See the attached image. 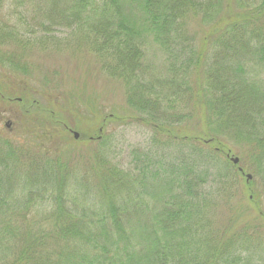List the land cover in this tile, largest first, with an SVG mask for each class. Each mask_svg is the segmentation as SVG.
Masks as SVG:
<instances>
[{
	"label": "trees",
	"instance_id": "1",
	"mask_svg": "<svg viewBox=\"0 0 264 264\" xmlns=\"http://www.w3.org/2000/svg\"><path fill=\"white\" fill-rule=\"evenodd\" d=\"M13 2L33 14L22 21L54 15L62 27L76 24V44L89 45L102 70L124 86L127 113L103 117L97 141L108 123H137L166 139L158 149L169 156L154 163L150 138L122 169L102 151L73 162L59 140L26 149L24 136L18 146L0 133V264H249L235 251L244 241L230 229H205L212 212L205 188L207 169L227 150L220 134L247 147L250 167L263 165L264 0ZM10 40L18 48L0 50V74H27L22 45L35 43ZM151 52L163 54L166 74H155ZM11 93L0 94V103L14 100ZM18 97V121L71 131L74 118L41 105L42 94L24 86ZM182 121L185 132L176 126ZM240 163L231 165L239 176Z\"/></svg>",
	"mask_w": 264,
	"mask_h": 264
},
{
	"label": "rangeland",
	"instance_id": "2",
	"mask_svg": "<svg viewBox=\"0 0 264 264\" xmlns=\"http://www.w3.org/2000/svg\"><path fill=\"white\" fill-rule=\"evenodd\" d=\"M62 8L70 10L68 4ZM23 15L29 18L33 16L30 10H24L13 0H0V36L12 34L11 38L16 40L19 38L26 42L30 39L35 43L32 47L28 44L22 45L25 50V61L22 65L27 68V74H0L1 96L5 91L15 95L14 100L0 103V133L11 137L18 146L20 144L17 139L20 135L24 136L23 144L26 143V149L31 148L28 145L50 148L53 146V140H59L62 151L67 154L70 152L73 162H82L88 159L92 152L102 151L104 155L109 156L110 161L122 169L132 164L135 152L147 150L150 138L151 160L154 163L160 162L164 155H168L167 150L163 155L158 149L166 139L162 135L155 136L154 130L137 123H108L102 132L101 141H97L103 117L112 113L120 116L127 113L124 86L102 70L101 61L90 50L89 45L85 48L83 41L76 44L81 35L76 24H64L62 27L63 25L53 22L56 19L54 15L47 16L45 20L38 18V21H22L19 16ZM45 23L48 24L47 29ZM10 39L0 37V50L14 51L18 48ZM42 40L48 41L47 45L40 46L39 41ZM151 60L157 76L166 74L162 69V53L151 52ZM24 86L32 92L42 94V97H39L41 105L51 106L57 116L74 118L69 122L71 131L65 132L59 127H42L29 120L27 122V119L18 121L22 113V108L17 104L21 101L18 96ZM8 122L9 128L6 126ZM187 125V121L176 124L177 128L182 127L183 131L187 129ZM74 133L79 134L77 140ZM177 133L182 136L181 131ZM224 134L219 137L226 141L224 145L227 150L217 154L212 166L207 169L209 177L205 191L209 196L208 210L212 212L210 219L205 221V229L214 227L215 233V226L222 232L230 229L235 234L234 239L244 241L242 246L239 243L235 247L243 261L249 264H264V228L260 232L248 226L262 223L264 226V220L258 218V211L257 215L253 213L255 208L264 212V161L260 169L250 167L251 155L247 147L242 148L245 147L243 144L235 143L230 135ZM154 136L156 139L153 142ZM88 140H95L89 144L92 147L86 145L85 141ZM181 149L183 154L188 151L185 146ZM243 149L248 151V154ZM226 154L230 158L242 159L241 169H245L241 176L237 175L231 166L232 162L229 167L226 166ZM172 155L179 156V149ZM199 169L200 172L205 170L203 167ZM248 175L252 176L251 180H248ZM251 201H254V204ZM237 210L242 213L238 218Z\"/></svg>",
	"mask_w": 264,
	"mask_h": 264
},
{
	"label": "water",
	"instance_id": "3",
	"mask_svg": "<svg viewBox=\"0 0 264 264\" xmlns=\"http://www.w3.org/2000/svg\"><path fill=\"white\" fill-rule=\"evenodd\" d=\"M19 101H20V100H19ZM6 126L9 128V127H10V122H8V123L6 124ZM74 137H75V139L77 140V139L79 138V134H78V133H74ZM231 162H232L235 166H237V165L240 163V159H238V158H231ZM239 171L243 173V170H242V169H239ZM247 177H248V180H251V179H252V176H250V175H248Z\"/></svg>",
	"mask_w": 264,
	"mask_h": 264
}]
</instances>
